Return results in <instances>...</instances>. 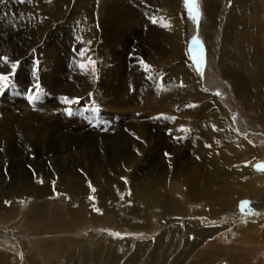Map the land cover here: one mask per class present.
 Returning a JSON list of instances; mask_svg holds the SVG:
<instances>
[{
	"label": "rangeland",
	"instance_id": "1",
	"mask_svg": "<svg viewBox=\"0 0 264 264\" xmlns=\"http://www.w3.org/2000/svg\"><path fill=\"white\" fill-rule=\"evenodd\" d=\"M26 1L0 0V56H8L11 61H19L16 75L13 77V86L0 95V149H3L0 151V264H264V241L261 237L251 235L249 232L236 235L237 233L230 230L232 226L226 227L238 222L246 226L252 218L264 215V203H261L264 192L261 193L262 196L259 199L255 197L238 199L231 210L224 209L219 219L213 218V220L205 218L203 214H197L190 218L168 211L163 219L161 217V220L151 216L152 220H160L159 224L154 227V221L152 222L150 218L149 221L147 220L149 216L147 207L134 208L132 215L136 222L132 229L127 228V224H119L114 219L115 213L113 214L109 206L110 203L107 202L109 199L102 198L104 203L100 202V205L90 200L93 194L96 196L98 194L101 197L116 193V190L110 185L106 186L108 190L93 192L92 188L94 187H89L92 171L97 172L100 169L102 172L104 171L103 174L106 178L112 180L114 177L117 178V175L114 174L115 171L123 174L128 170L127 163L133 161L130 164L128 176L124 178L120 174L121 185L127 187L132 183V178H147V169L155 167L157 162H160L158 157L163 158L162 146L165 141L154 135L157 127L151 128L150 125L163 120L166 114L162 91L159 88L161 82L158 85L155 83V73L159 72L157 76L161 77L164 75L163 71L167 70V67L170 68L171 65L169 62L159 61L158 65L153 66L149 62L150 53L155 50L152 46L154 38L164 29L162 15L153 16L150 13L148 1L147 3L141 2L142 8H139L127 2L120 3L117 7H106L109 4L107 0H90V2L88 0H74L75 2L73 0H57L54 15L46 16L47 12L39 8V0ZM81 1L83 2L81 3ZM137 2L139 3V1ZM205 2V0H200V9L203 15L199 28H197L196 23L189 18L182 0L183 31L186 34L184 35L187 40L185 41L186 50L192 64V73L188 75L186 81L195 86L197 77L199 81V88L196 86L197 91L201 90L203 94L213 95L221 103L223 112L227 118H230L228 119L234 127H238L240 132H244L245 137L248 135L252 137L256 144H262L264 143V121L259 118L254 109L248 107L235 95L220 68L226 16L230 13L234 0L214 2L210 6L211 13H206ZM105 9L109 11V15L105 18L103 27L98 25L97 19H95L92 29L89 26L90 31L94 30L95 36L97 35L100 41L104 40V44L100 43L99 39L94 43L96 51H100L95 59L97 71L95 75L91 72L87 74L78 67L81 61L79 52L84 48L81 39L83 41L86 39V37L82 38V32L79 29L82 26L84 13L91 17H95L96 14L101 16ZM151 17L159 24H153ZM214 21L216 27H213ZM194 37H198L201 41L199 46H201L206 60L203 74L200 72V67L193 61ZM79 45H82V48ZM103 47L106 48V51ZM145 57L148 58L147 61ZM141 59L152 66V72H147V78L144 79V75L137 85L135 78L138 74H146L143 65L139 62ZM130 67L138 71L131 77L127 73L130 71L128 69ZM8 70H10V64L5 66L0 63V71ZM89 76H92L93 79H90ZM37 83L40 84L39 90L35 89ZM73 86L75 87L74 91L72 90ZM72 91L75 93L74 95L71 93ZM118 95L122 99H119ZM164 95L167 94L164 93ZM63 96L81 98L80 104L72 105L74 115L65 114L64 109L67 105L63 104L60 99ZM174 99H179L180 102L182 101L181 103H184L183 107L179 109L183 114L191 112L190 110L196 109L195 107L198 105H196L197 100H193V97H186L184 94H177ZM106 100L109 101V104L106 103ZM109 105L112 107L109 108ZM243 119L252 126L251 129H248L249 132H245L240 126V121ZM145 123L147 126H144ZM128 124L133 131L141 125L143 126L141 131L144 130V141L137 139L138 143L136 142L137 153L134 157H137V160H130V162L118 153L117 145L111 140L112 135L119 131L120 135L124 134L123 127ZM38 130L41 131L38 132ZM135 134L138 132L135 131ZM149 134L153 137L152 141H149ZM50 139L51 141H49ZM172 141L174 139L169 143H173ZM80 144L89 145L88 152H90L91 160L89 158L85 160L79 149L75 148V145ZM179 147L183 150V154L180 156L184 167L179 168L177 174L171 178V181H168L170 184L186 177V175L193 177L194 171L198 170L200 174L207 173L205 176L212 174L215 162L213 157H200L196 150L186 145ZM32 148L33 151H31ZM43 151L45 152L43 153ZM150 152L155 153L156 158L149 156ZM166 158L164 157L161 162L166 163L167 161L168 163ZM260 163H264V157L253 164V170L264 176V171H258L256 167ZM97 164L99 166H96ZM70 166L75 167L77 172L76 174L73 171L66 173L68 176L66 180L69 182V178H71L73 181V178L79 176L78 181L82 182L79 187L88 191L86 197L81 196L83 198H80L81 200L73 199L63 193V189L61 190V185L64 183L60 175H64ZM41 179H43V183L39 182ZM204 179L207 181L206 177ZM201 185L203 186L197 188V193L202 195L208 193H202L203 190L208 191V189L205 188L204 182ZM168 187L163 190L164 195L176 194L174 188ZM45 190H49V195ZM129 193H131L129 189L124 191V198L127 200L134 197L133 193L131 195ZM5 201L10 203H5ZM243 201H250L251 208L259 212L260 215H249L248 209L241 207ZM175 215L187 223L177 225L175 223L174 228H171L172 233L164 235L163 228L167 219L173 218ZM192 220L199 224L197 226L188 224ZM184 224H187V228H185L188 232L185 237L183 236ZM215 225L216 227H214ZM220 226L222 231L228 233V236L225 235L223 239H219L214 246L211 245L212 240L204 242L202 245V240L207 236L209 238V235L220 232L217 229ZM196 231L197 233H195ZM114 233H119V235H114ZM194 245L197 246L196 249Z\"/></svg>",
	"mask_w": 264,
	"mask_h": 264
},
{
	"label": "bare ground",
	"instance_id": "2",
	"mask_svg": "<svg viewBox=\"0 0 264 264\" xmlns=\"http://www.w3.org/2000/svg\"><path fill=\"white\" fill-rule=\"evenodd\" d=\"M83 1H81V3ZM85 1H87V0H85ZM107 1L109 4H107L106 7H111V6L117 7L118 5H120V3H124V2L126 3L127 2L130 5L137 6L139 8H142V4H140L141 2L147 3V1H148L149 9L151 11L150 13L153 16L162 15V19L164 21V24H170V27L164 26V29L162 30V32L159 33V35L154 38V43H152V46L156 51L155 50L152 51L150 53L151 55L149 56V62L153 66L158 65L159 61L164 62V63L169 62V64L171 65L170 68L167 67L168 69L163 71L164 72L163 76L159 77V75L157 76V74H159V72L155 73V75H156V77L154 79L155 83L158 85V83L161 82L159 88H161V91H162L161 95L163 96V103H164V108H165L166 114H165V118L163 120H161L159 122L156 121L158 123H154V124L151 123V125H150L151 128L157 127V129L155 128L156 132H154V135L158 138H162L163 141H165L164 146H162V155H163V158L167 157L166 159L169 162L167 163V161H166V163L165 162L163 163V162H161V160L163 158L157 156L158 157L157 159L160 162H157V165L155 167H150L149 169H147V178H145V177H139L137 179L132 178V183L129 184V186L125 187V186L121 185V182H120L121 176H123L125 178V176H128V174H129L128 171L130 169V164L133 162V161L130 162V160H137V157H134L135 154L137 153L135 150L136 145H137L136 144L137 137H139V139H138L139 141H140V139L142 141H144V130H143V132L141 131V128L143 126L141 125L140 127L135 128V130L133 131V129H131V126L128 124L126 127L125 126L123 127L124 131H125L124 134L121 133L122 135H120L119 134L120 131H119L118 133L113 134L112 137L110 136L111 140L113 142H115V144L117 145L118 153L121 154L122 157H124V159L129 160L130 163H127L128 166L126 167V168H128V170L125 171L123 174L119 173L118 171H115L114 174L117 175V178L115 179V177H114V179H112V180L109 179L108 177L106 178L105 175L103 174L104 171L102 172L100 169L97 172H93V171L91 172L90 171L91 172L90 177L92 178V180H90L92 183L91 186H93L96 189L95 192L97 190H102V191L106 190L107 189L106 186H109V185L114 190H116V193H113V195H111V196H104L103 195L100 197L98 194H97V196L95 194H93V196H91L90 200L93 201V203L97 202L100 205V202L104 203V199H102V198L109 199V200H107V202L110 203L109 206H110L113 214L115 213L114 219L119 224H127L128 225L127 228L132 229L133 224L136 222L134 219V216L132 215L134 208H145V207H147V213L149 214L148 219H147L148 221H149V218L151 219V216L155 219L159 218L161 220V217L163 219L165 217V215H167L168 211L173 212L176 215L189 216L190 218H193L197 214H203L205 216V218L207 217L208 219L213 220V218L219 219V217H220L222 211H224V209L225 210H227V209L231 210L233 205L236 204V202L240 198L251 199V198L255 197L256 199H259L262 196L261 193L264 192V176L260 175L259 173H256L253 170V164L255 162H257V160H260V159L262 160V158L264 157V143L256 144L254 142V140L252 139V137H250L249 135L247 137H245L244 132H240L239 128L234 127V125L229 121L230 118L228 117L229 118L228 119L225 112H223L224 110L222 109L221 103L218 100H216V98H214L213 95L210 96V94H208V93H207L208 95L203 94L201 90L197 91L196 86L199 88V84H198L199 81L197 80V77L195 79L196 80L195 83L192 80V82L195 84V86H193L190 82L186 81L188 75H190L192 73V69H191L192 64L189 61V53L186 50V43H185V41H187V40H185V36H184L186 34H184V31H183V28H184V19H183L184 12L183 11L184 10L182 7V0H107ZM137 1H139V3ZM205 1H206L205 2L206 5H207V7L205 8V11H206V13H211V7L210 6L213 5L214 2L216 3L218 0H205ZM15 2H17V1H15ZM73 2H75V1L73 0ZM88 2H90V0H88ZM56 4H57V0H39V8L41 10L47 12L46 16L52 15L56 11V8H57ZM218 4H220V3H218ZM68 5L70 6V4H68ZM100 5H101V3L99 4V7H100ZM64 7H66V6H64ZM76 7H77V5H76ZM81 7H83V6H81ZM121 9H123V8H121ZM127 10H129V9H127ZM108 12L109 11L107 9H105L104 13L101 16H97V14H96V16H95L96 18L91 17V16H86L87 14L84 13L82 26L80 27L81 29L78 28L82 32V38L86 37V39L84 41H87V40L92 41V43L90 45L91 47L85 43L83 44V46L82 45L81 46L84 48H86V47L91 48V52H89L88 55H90L93 59H96V56L100 52V51H96V48L94 47L96 45V44L94 45V43L97 42L98 39L100 41V38L97 35L95 36L96 32L94 30H92V32L90 31L89 26L92 29V25L95 23V19H97L98 25L100 24L103 27L104 22L106 20L105 18L109 15ZM95 13H94V15H95ZM27 14H28V12H27ZM89 14H90V11H89ZM117 14H118V12H117ZM109 17H111V16H109ZM151 18H153V17H151ZM60 20H62V19H60ZM86 22H87V24H86ZM124 22H126V21H124ZM146 22H147V19H146ZM212 24H213V27L214 26L216 27L215 21ZM107 25H108V23H107ZM37 26H38V24H37ZM77 26H79V25H77ZM48 28H50V27H48ZM51 28H53V27H51ZM44 33H45V31H44ZM129 35H130V33H129ZM223 36H224V39H223V49H222L221 58H220V66H221L220 68L223 71L224 78L230 83L231 88H232L233 92L235 93V95L239 99H241L243 102H245V104L248 107L254 109L257 112L259 118L262 121H264V0H260V1H258V0H234L233 7H232L230 13L226 16ZM18 39H19V37H18ZM18 39H17V41H18ZM179 39L181 40L180 42H179ZM81 40L83 41V39H81ZM103 41H100V43ZM103 44H104V42H103ZM106 46H108V45H106ZM132 46H134V45H132ZM12 47H14V46H12ZM105 49L106 48H104V50ZM149 50H151V49L149 48ZM193 52H194V54L192 53L193 54L192 55L193 61L200 67L198 61L201 59V57H203L204 61H206L204 58V53H203L201 46L197 45V48L194 47ZM147 59L148 58L145 57L146 61H147ZM137 65H138V63H137ZM133 67L128 68L130 71L127 70V71H129L127 73L130 75V77H131V75H133V73L138 72L137 69H133ZM133 71H135V72H133ZM112 72H113V70H112ZM125 72H126V69H125ZM145 73L146 74L142 73L141 75L138 74V76L135 78L137 85H138V82L143 79L144 75H145L144 79L147 78V72H145ZM89 77H90V79H93L92 76H89ZM89 77H88V79H89ZM117 79H116V81H117ZM128 80H129V78H128ZM90 82H92V80H90ZM120 82H122V81H120ZM110 84H112V82H110ZM72 88H74V89H72L74 91L75 87L73 86ZM110 88H112V87H110ZM122 89H124V88H122ZM76 90H78V89H76ZM135 90H136V88H135ZM73 91L71 93L74 95L75 93ZM77 92H79V90ZM163 92L166 93L167 95H164ZM90 93H92V92H90ZM115 93H116V91H115ZM177 94H180V95L184 94V95H186V97L187 96L190 98L193 97V100H197V103L195 102L196 105L198 104L197 107H195L196 109L190 110L191 112H188L186 110L188 112L186 114L181 113L179 111V109H181L183 107L184 103H181L182 101L180 102L179 99H174V96H176ZM69 95H71V94H69ZM120 95H118V97ZM136 95H134V96H136ZM119 99H122V98L119 97ZM107 102L109 104V101L106 100V103ZM118 102H120V101H118ZM109 106H108L109 108L112 107L111 105H109ZM148 112H149V110H148ZM151 115L154 116V114H152V113H151ZM142 118H143V116H142ZM118 119L116 120V122L118 121ZM51 122H53V121H51ZM148 122H150V121H148ZM240 123H241V125H240L241 128L243 130H245V132L246 131L249 132L250 130H248V129L252 128L251 124L248 121H246L245 119L241 120ZM42 124H44V123H42ZM144 126H147V123H145ZM21 127H22V125H21ZM104 128H106V127H104ZM47 129H48V123H47ZM50 129H52V128H50ZM42 130L44 132V129H42ZM40 131L38 130V132H40ZM116 131H117V129H116ZM135 131L138 132V134H135ZM27 132H29V131H27ZM30 132H31V130H30ZM147 132H149V131H147ZM75 133H76V131H75ZM23 135H24V133H23ZM49 135H50V133H49ZM41 136H42V134H41ZM32 137H34V136H32ZM148 138H149V141L153 140V137L151 136V134H149ZM71 139H73V138H71ZM173 139H174V141H172L173 143L170 144L169 142ZM49 141H51V139ZM43 142H45V141H43ZM100 142H101V140H100ZM40 145H42V144H40ZM96 145L98 146V144H96ZM142 145H144V144H142ZM180 145H183V146L186 145L187 147L188 146L191 147V149L196 150L198 152L200 157H205V156L213 157L215 159V162L213 163L212 168H214V169L212 171V174L205 176L207 173L200 174V172L198 170L197 172L194 171L195 173L193 174V177H187V175H186V177H182L179 180H176L175 182H172L170 184V182H168V181H171V178H173L177 174L179 168L184 167L183 162L181 161L182 157L180 156V154H183V150H182V148L179 147ZM16 146L18 147V145H16ZM28 146H30V145H28ZM88 147H89L88 144L75 145V148L79 149V151L81 152V156L83 155L82 157H84L85 160L87 158H89V160H91L90 159V157H91L90 152H88ZM143 147H145V145ZM14 149H15V147H14ZM143 149H145V148H143ZM65 150H67V149H65ZM154 150L157 151L155 148H154ZM31 151H33V148ZM34 151H35V149H34ZM44 152L45 151H43V153ZM166 153L168 155H165ZM34 155H35V153H34ZM148 155L154 156V158H156L155 153L150 152ZM178 155H179V159H178ZM22 157L24 158V156H22ZM81 160H83V159H81ZM96 166H99V164H97ZM75 170H76L75 167L70 166V168L64 172V175H62V174L60 175L61 176L60 178L62 179V181L64 183L63 185H61V190L63 189V193L68 194V196H71L73 199H75V198L80 199L81 196L86 197L88 194V191H87V189H85L83 187H79V185L82 183V182L78 181L79 176H76L75 178H73L74 179L73 181H71V178H69V182H68V180H66V178H68V176H66L67 175L66 173H68V172L71 173V171H73L76 174L77 171H75ZM82 170H83V167H82ZM258 171H260V170H258ZM120 174H121V176H120ZM205 177H206L207 181L204 179ZM203 182L206 184L205 188L208 189V191H204V190L202 191V193L208 192V193H204V195H202L201 193L199 194V192L197 193V188L198 187L200 188V186L202 187L203 185H201V184ZM16 184H18V183H16ZM197 184H198V186H197ZM9 186H11V185H9ZM168 186H171L172 188H174L176 190V194H173L171 196L164 195L163 190L165 188H167ZM21 189H19V190H21ZM128 189L130 190L131 193L134 194V197L132 196V198L130 200H127L124 198V191L128 190ZM30 190H31V188H30ZM47 191H48L47 195H49V190H45V192H47ZM1 195H3V194L1 193ZM27 197H29V196H27ZM206 197H208V198H206ZM23 198H26V197H23ZM63 199H65V198H63ZM81 199H83V198H81ZM208 201H209V203H208ZM257 202H258V200H257ZM262 202L264 203V197L261 199V203ZM207 203L210 205H208ZM206 205H208V206L206 207ZM263 206H264V204H263ZM256 209H257V207H256ZM176 215L173 218L171 217V218L167 219L168 221L165 223L164 228H163L164 229V231H163L164 235L172 233L171 228H174L175 223H176V225L187 223L186 221H184L180 217H177ZM155 219L152 220V222L154 221V224H155L154 227H156L159 224L158 222L160 221L159 219H158L159 221H157ZM188 224H193V226L194 225L197 226L199 223L197 221L192 220ZM136 225H138V224H136ZM186 225L187 224H184V232H183L184 237L188 233L186 230V228H187ZM221 226L217 228L220 230V232L209 235V238H207L208 237L207 236L204 240H202L203 242H201V244L203 245L204 242L212 240L211 245L214 246L219 239H221V238L223 239V237L225 235L228 236V233L226 231H222ZM230 226H232L230 228V230H232V232H234V233H237L236 235H243V233L249 232L251 235H256L258 237H261V239L264 241V215H260L258 218H252L250 221H248V224L246 226H243L240 224V222H238L237 224L235 223L234 225L229 224L226 227L228 228ZM214 227H216V225ZM195 233H197V231ZM187 239L188 238L186 237V240ZM197 243L198 242L196 239V245H197ZM196 245H194V246H196ZM194 246H192V247H194ZM197 246L195 247V249L197 248Z\"/></svg>",
	"mask_w": 264,
	"mask_h": 264
},
{
	"label": "snow or ice",
	"instance_id": "3",
	"mask_svg": "<svg viewBox=\"0 0 264 264\" xmlns=\"http://www.w3.org/2000/svg\"><path fill=\"white\" fill-rule=\"evenodd\" d=\"M21 2H26V0H21ZM183 3H184L185 8L188 12L189 18L192 19L196 23L197 28H199L201 18L203 15V13L200 9V0H183ZM152 23L155 24V23H158V21L153 19ZM164 26L170 27V24H165ZM82 43H85V44L90 46L92 41L87 40V41H82ZM194 43L199 45V44H201V41L197 37L194 39ZM89 52H91L90 47L83 48L79 52V56L81 57V61L79 62L78 67L80 69H82L85 73L91 72L93 75H95V73L97 71L96 60L93 59L90 55H88ZM139 62L143 65L145 72H150L152 70V66L147 64L146 62H144L142 59ZM0 63H2L5 66L10 64V70L0 71V95H3L7 89H9L10 87L13 86V77L16 74V70L19 66V61L18 60L17 61H11L8 56H0ZM198 63L201 66L200 72H201V74H203V65H204L203 57H201V59L198 61ZM35 89H37V90L40 89L39 83H37L35 85ZM217 95H219V93H217ZM32 98L35 99V97H32ZM60 99H61V102L63 104L67 105V107H65V109H64L65 114L68 116L74 115V110H73L72 105L80 104L81 98L80 97L63 96ZM137 139H139V137H137ZM2 150L3 149H0V151H2ZM165 155H168V154L166 153ZM256 167L258 170L264 171V163L256 165ZM33 174L35 175V172ZM39 182L43 183L44 181H43V179H41ZM89 187L91 188V182H89ZM53 188L55 190L54 182H53ZM92 191L95 192V188H92ZM129 195H131V193H129ZM5 203H10V202L5 201ZM241 207H242V209H245V208L248 209L249 215H260L259 212H256L255 210H253L251 208V202L250 201H243L241 203ZM97 211H99V209H97ZM114 235H119V233H114Z\"/></svg>",
	"mask_w": 264,
	"mask_h": 264
}]
</instances>
